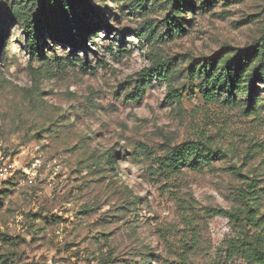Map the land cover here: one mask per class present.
Returning a JSON list of instances; mask_svg holds the SVG:
<instances>
[{
    "label": "rangeland",
    "instance_id": "obj_1",
    "mask_svg": "<svg viewBox=\"0 0 264 264\" xmlns=\"http://www.w3.org/2000/svg\"><path fill=\"white\" fill-rule=\"evenodd\" d=\"M210 1L195 0L186 32L164 41L143 33L164 30L166 0H92L86 41L95 53L48 33L43 59L28 53L18 18L4 20L0 160L13 168L0 174V264H144V252L151 264H181L183 252L187 264H257L231 244L240 227L206 209L233 207L231 192L252 177L264 185V113L207 104L183 77L172 82L180 105L155 76L133 98L148 51L184 69L261 37L264 0ZM189 140L227 156L203 170L157 171L156 157Z\"/></svg>",
    "mask_w": 264,
    "mask_h": 264
},
{
    "label": "trees",
    "instance_id": "obj_2",
    "mask_svg": "<svg viewBox=\"0 0 264 264\" xmlns=\"http://www.w3.org/2000/svg\"><path fill=\"white\" fill-rule=\"evenodd\" d=\"M201 2L205 4L211 1ZM166 4L168 10L163 17L164 30L157 34L155 27H147L143 33L151 40L169 41L182 36L187 30L184 17L196 5L195 0H166ZM140 8L144 10L145 5ZM96 14L98 10L92 0H13L10 5L0 9V48L9 25L4 20L17 17L22 24L28 53L35 58L43 59L41 41L45 43V35L48 33L62 43L95 53L88 48L86 25L88 18ZM98 20L103 28H112L103 15ZM147 56L151 65L138 73L140 79L136 82L134 99L142 96L141 87L150 83V78L155 76L158 81L168 83L170 103L180 105L183 96L172 86V82L177 77H183L198 82V89L207 104L240 107L248 116L264 113V106L260 105L257 93L259 85L264 86V30L259 39L244 48L217 52L201 61L191 62L184 69H174L169 58L165 59L151 51H148ZM139 146L144 154H151L148 147ZM226 156L222 149L212 147L208 142L189 140L170 148L165 155L156 157L154 161L157 171L176 175L185 168L203 170L211 167L214 161L223 160ZM257 181L252 177L231 192L233 207L207 208L206 214L224 215L231 223L238 225L240 235L231 239L233 248L239 250L249 262L264 264V185ZM134 198V203L141 199ZM247 227L254 231L250 232ZM142 254L144 264H151V253ZM180 258L181 264L188 263L185 252L180 253Z\"/></svg>",
    "mask_w": 264,
    "mask_h": 264
},
{
    "label": "built area",
    "instance_id": "obj_3",
    "mask_svg": "<svg viewBox=\"0 0 264 264\" xmlns=\"http://www.w3.org/2000/svg\"><path fill=\"white\" fill-rule=\"evenodd\" d=\"M2 160H4V159H2ZM2 160H0V174L3 176H6L7 174H9L11 172V168H13V166L11 164H9L8 162L2 161ZM26 177H27V179L24 177L25 181L32 182L30 172L28 173V175Z\"/></svg>",
    "mask_w": 264,
    "mask_h": 264
}]
</instances>
